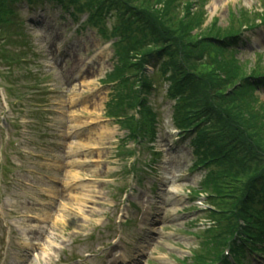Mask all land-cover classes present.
<instances>
[{
    "label": "rangeland",
    "instance_id": "rangeland-1",
    "mask_svg": "<svg viewBox=\"0 0 264 264\" xmlns=\"http://www.w3.org/2000/svg\"><path fill=\"white\" fill-rule=\"evenodd\" d=\"M174 2L161 21L178 35L186 5L202 10L191 34L258 24L244 30L233 55L245 73L264 70V0ZM17 12L3 26L9 44L0 39V264L193 263L191 251H201L213 225L200 191L207 171L193 169L191 141L175 131L167 86L149 94L157 132L151 148L139 147L107 117L114 16L89 25V14L74 18L50 3ZM253 93L264 103V85Z\"/></svg>",
    "mask_w": 264,
    "mask_h": 264
},
{
    "label": "trees",
    "instance_id": "trees-1",
    "mask_svg": "<svg viewBox=\"0 0 264 264\" xmlns=\"http://www.w3.org/2000/svg\"><path fill=\"white\" fill-rule=\"evenodd\" d=\"M132 1L0 0V35L8 32L3 25L17 17L20 2L55 3L74 16L89 13L92 24L114 16L109 35L118 39V65L108 77L116 83L108 114L125 118L133 140H150L156 114L149 94L155 85H168L165 95L174 102L175 125L191 139L196 167L207 171L199 190L208 194L214 208L209 214L217 225L202 234L203 247L193 253L191 264H231L226 248H231L235 264H250L247 252L264 253V103L253 93L264 84V70L250 71L248 78L240 69L232 48L238 28L215 24L191 34L202 21V10L190 13L186 5L177 26L183 34L178 35L161 21L178 0H155L162 8L151 0H142L143 5ZM147 65L153 67L151 74Z\"/></svg>",
    "mask_w": 264,
    "mask_h": 264
}]
</instances>
